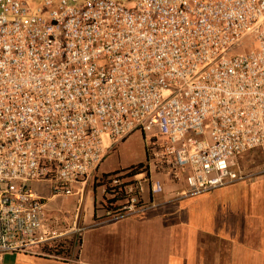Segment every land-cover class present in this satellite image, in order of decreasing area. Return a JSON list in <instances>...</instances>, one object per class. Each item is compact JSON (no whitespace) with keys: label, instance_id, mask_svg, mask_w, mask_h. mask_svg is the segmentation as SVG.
I'll use <instances>...</instances> for the list:
<instances>
[{"label":"built area","instance_id":"1","mask_svg":"<svg viewBox=\"0 0 264 264\" xmlns=\"http://www.w3.org/2000/svg\"><path fill=\"white\" fill-rule=\"evenodd\" d=\"M135 130L145 161L98 178L102 220L154 207L155 172L198 195L259 149L264 174V0H0V254L66 255L81 229H45L31 183L66 196Z\"/></svg>","mask_w":264,"mask_h":264},{"label":"crops","instance_id":"2","mask_svg":"<svg viewBox=\"0 0 264 264\" xmlns=\"http://www.w3.org/2000/svg\"><path fill=\"white\" fill-rule=\"evenodd\" d=\"M236 161L246 179L198 195H186L182 179L152 173L161 193L150 198L145 189L142 201L154 207L111 221L102 220L100 176L61 198L33 182L47 213L43 227L75 221L81 230L59 259L4 253L0 264H264V174Z\"/></svg>","mask_w":264,"mask_h":264},{"label":"rangeland","instance_id":"3","mask_svg":"<svg viewBox=\"0 0 264 264\" xmlns=\"http://www.w3.org/2000/svg\"><path fill=\"white\" fill-rule=\"evenodd\" d=\"M248 42V39L244 40V44ZM144 137L145 136L139 130H135L126 135L122 140L110 145L105 150L100 164L88 175L89 180L96 183L97 178L101 175V173L109 174L115 171L124 170L138 163H144L146 144ZM239 158L241 163L248 166L253 171H258L259 165L262 162V156L260 155L259 149L248 150L240 154ZM38 185V188L41 191H44L43 189L49 191V185L47 183H39ZM53 195H57V198L63 197L61 194ZM55 198L56 197H53V199ZM42 207L45 214H47L43 204Z\"/></svg>","mask_w":264,"mask_h":264},{"label":"trees","instance_id":"4","mask_svg":"<svg viewBox=\"0 0 264 264\" xmlns=\"http://www.w3.org/2000/svg\"><path fill=\"white\" fill-rule=\"evenodd\" d=\"M146 157V156H145ZM143 166V164L142 163H138V164H136V165H134V166H130V167H128L127 169H131L132 170V172L130 173V174H135V173H137V171L141 168ZM104 176V174H102L100 177H103ZM100 180V179H99ZM100 185V184H99Z\"/></svg>","mask_w":264,"mask_h":264}]
</instances>
